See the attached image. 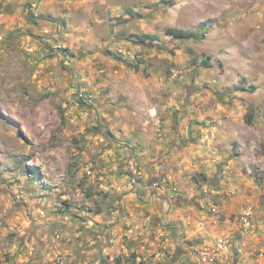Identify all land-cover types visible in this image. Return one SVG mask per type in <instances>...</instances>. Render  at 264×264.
<instances>
[{
    "label": "rangeland",
    "instance_id": "374dc122",
    "mask_svg": "<svg viewBox=\"0 0 264 264\" xmlns=\"http://www.w3.org/2000/svg\"><path fill=\"white\" fill-rule=\"evenodd\" d=\"M93 1L103 20L91 21L89 30L105 32L102 51L116 43L112 52L133 69L140 66L141 75L180 85L174 94L161 89L149 95L153 115L117 118L134 126H163L172 116L168 101L175 98L179 126H219L218 167L231 170L233 159L235 170L246 176L242 182L260 193L262 206L264 0ZM110 5L130 13L113 16ZM167 28L198 32L199 39H174ZM23 33L7 31L0 21V264H98L109 232L100 225L114 228L119 205L111 190L123 171L102 126L118 124L85 85V43L76 34L68 40L62 28L59 36L41 38L48 51L38 58L26 53ZM134 34L159 39L140 45ZM120 47L130 55L121 56ZM43 61L47 64L40 65ZM50 66L55 76L47 75ZM81 93L92 95L90 103ZM94 126L105 141L90 137ZM124 172L131 177L129 163ZM138 256L129 248L124 259L145 264Z\"/></svg>",
    "mask_w": 264,
    "mask_h": 264
},
{
    "label": "crops",
    "instance_id": "0c3cea01",
    "mask_svg": "<svg viewBox=\"0 0 264 264\" xmlns=\"http://www.w3.org/2000/svg\"><path fill=\"white\" fill-rule=\"evenodd\" d=\"M35 2L39 17L30 11ZM93 4V0H0V21L7 31L22 29L28 43L26 53L38 58L48 51L41 38L59 36L62 28L68 40L76 34L79 42L85 43V85L104 105L101 108L112 123L118 124L102 126L107 133L105 140L116 149V164L122 165L123 171L111 190L119 205L114 228L100 225L101 231L109 232L105 234L104 257H98V264H129L124 259L129 248L139 252L137 259L143 258L145 264H197L204 246L217 251L216 264H264V204L259 205L260 193L253 184L242 182L246 176L235 170L233 159L229 161L231 170L218 167L221 156L215 153V142L219 126H179L173 118L179 107L175 98L168 101L172 116L163 126H134L117 118L123 114L153 115L150 94L161 89L174 94L180 85L163 77L141 75L140 66L133 69L122 57L106 55L101 48L105 32L89 30L91 21L103 20ZM107 9L113 16L130 13L117 5ZM114 45H109L112 51ZM50 67L47 75L55 76L56 67ZM120 97L126 101L121 103ZM125 103L128 106L122 107ZM94 127L90 137L97 134L105 141L100 127ZM124 143L135 146L143 169L136 184L124 172L131 156ZM175 186L177 192L173 191ZM213 204L216 212L211 210ZM247 206L259 208L255 228L250 231L242 230L237 221Z\"/></svg>",
    "mask_w": 264,
    "mask_h": 264
},
{
    "label": "built area",
    "instance_id": "2783aa9c",
    "mask_svg": "<svg viewBox=\"0 0 264 264\" xmlns=\"http://www.w3.org/2000/svg\"><path fill=\"white\" fill-rule=\"evenodd\" d=\"M30 11L33 14V16H35V17L40 16V13L38 10V5L36 2L31 5ZM55 48H61V46L56 45ZM117 52L123 57L130 55V52H127L125 49H122V47L118 48ZM131 56H133V55L131 54ZM138 58L139 57H137L136 59H138ZM80 97L83 98V100H85V103H90V101L92 99L91 94H85L84 95L83 93H81ZM124 144H125L126 148H128L131 152L130 160L128 163H129L130 169L132 170L131 182L133 184H136L143 176V169L137 160V151L135 149V146L131 143H124ZM173 191L177 192L178 188L176 186L173 187ZM211 210L213 212H216L217 206L213 204L211 206ZM255 218H256V213H255L254 208L252 206H247V207L243 208L242 211H240V213L237 216V221H238L242 230L250 231V230H253L255 228ZM200 252H201V254H200V256H198V259L196 262L197 264H216L217 263V251L214 250L213 248H211L209 246H204V247H202Z\"/></svg>",
    "mask_w": 264,
    "mask_h": 264
},
{
    "label": "trees",
    "instance_id": "16d2710c",
    "mask_svg": "<svg viewBox=\"0 0 264 264\" xmlns=\"http://www.w3.org/2000/svg\"><path fill=\"white\" fill-rule=\"evenodd\" d=\"M166 34L170 35L172 38L174 39H178V40H191V39H199V33L198 32H193V31H187L184 29H180V28H167L166 29ZM134 36L136 37V43L140 44V45H155V41L159 39V37L157 35L154 34H134ZM105 54L107 55H113L114 57H116L115 53H113L112 51H106ZM135 68H138L139 66L133 64ZM204 66L205 67H210V63L209 60H205L204 62Z\"/></svg>",
    "mask_w": 264,
    "mask_h": 264
}]
</instances>
